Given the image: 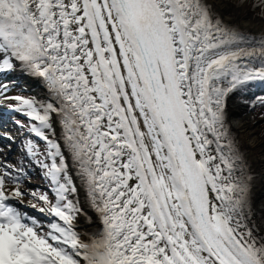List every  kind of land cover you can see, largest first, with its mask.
<instances>
[{"label":"snow or ice","instance_id":"6c2138e0","mask_svg":"<svg viewBox=\"0 0 264 264\" xmlns=\"http://www.w3.org/2000/svg\"><path fill=\"white\" fill-rule=\"evenodd\" d=\"M222 2L264 21V0H0V264H264L228 116L264 106V30Z\"/></svg>","mask_w":264,"mask_h":264},{"label":"bare ground","instance_id":"6f19581e","mask_svg":"<svg viewBox=\"0 0 264 264\" xmlns=\"http://www.w3.org/2000/svg\"><path fill=\"white\" fill-rule=\"evenodd\" d=\"M217 12L230 24L239 25L241 30L251 33H258L264 30V21L255 18V14L245 10H236L227 2H222L217 6ZM15 79L25 86L33 87L31 93L33 96L40 97L42 89L34 82L27 81L22 75L17 74ZM257 91L258 90H254ZM7 103L11 101L0 102V112L6 111ZM248 106L239 104L235 100L229 101L228 116L231 131L238 141L241 150L246 153L248 164L251 170L257 176L256 194H257V211H261L259 202L264 200V136H259L257 129V120L251 117L247 112Z\"/></svg>","mask_w":264,"mask_h":264},{"label":"rangeland","instance_id":"374dc122","mask_svg":"<svg viewBox=\"0 0 264 264\" xmlns=\"http://www.w3.org/2000/svg\"><path fill=\"white\" fill-rule=\"evenodd\" d=\"M19 85L26 90L20 91L19 89L17 90V88H16L12 92L14 95L33 96V94L31 93V90L33 87L25 88V86H23L22 84L19 83ZM247 112L249 113V115L251 117H254V119L257 120V126L256 127H257L258 132H259L258 135L264 136V118H262V117H264V113L261 111V109L257 110V108H249V110ZM16 118L21 119V120L24 119V117H22V116H17ZM3 125H2V127H4ZM6 128L8 131H10L17 138V145L15 146L13 153L10 157L12 162L15 163L18 159V156H19V152L16 151L15 149H17L19 147V141L22 139V137L18 134V132L16 130V126L11 121H8ZM32 172H33V176H32V180H31V187L32 188H39V189L43 190L44 182L42 181L40 175L37 173V171L35 169H32Z\"/></svg>","mask_w":264,"mask_h":264},{"label":"water","instance_id":"95a60500","mask_svg":"<svg viewBox=\"0 0 264 264\" xmlns=\"http://www.w3.org/2000/svg\"><path fill=\"white\" fill-rule=\"evenodd\" d=\"M254 93H258L257 91H255ZM259 93H261V92H259Z\"/></svg>","mask_w":264,"mask_h":264}]
</instances>
